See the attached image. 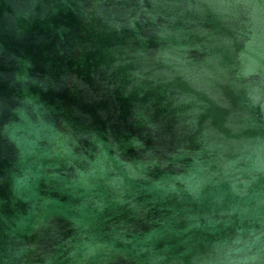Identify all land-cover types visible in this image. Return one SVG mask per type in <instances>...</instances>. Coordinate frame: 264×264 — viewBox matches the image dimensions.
Returning <instances> with one entry per match:
<instances>
[{"label":"water","instance_id":"water-1","mask_svg":"<svg viewBox=\"0 0 264 264\" xmlns=\"http://www.w3.org/2000/svg\"><path fill=\"white\" fill-rule=\"evenodd\" d=\"M0 264H264V0H0Z\"/></svg>","mask_w":264,"mask_h":264}]
</instances>
